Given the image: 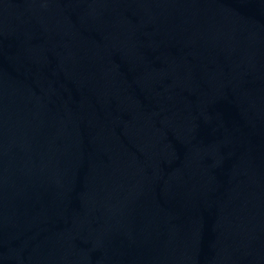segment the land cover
<instances>
[{"label":"water","instance_id":"obj_1","mask_svg":"<svg viewBox=\"0 0 264 264\" xmlns=\"http://www.w3.org/2000/svg\"><path fill=\"white\" fill-rule=\"evenodd\" d=\"M0 264H264V0H0Z\"/></svg>","mask_w":264,"mask_h":264}]
</instances>
